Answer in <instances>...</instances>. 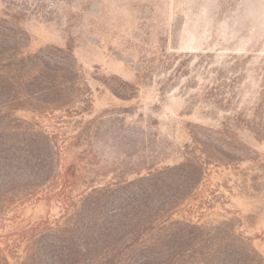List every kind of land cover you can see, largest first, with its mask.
I'll list each match as a JSON object with an SVG mask.
<instances>
[{
	"label": "rangeland",
	"instance_id": "obj_1",
	"mask_svg": "<svg viewBox=\"0 0 264 264\" xmlns=\"http://www.w3.org/2000/svg\"><path fill=\"white\" fill-rule=\"evenodd\" d=\"M0 264H264V0H0Z\"/></svg>",
	"mask_w": 264,
	"mask_h": 264
}]
</instances>
